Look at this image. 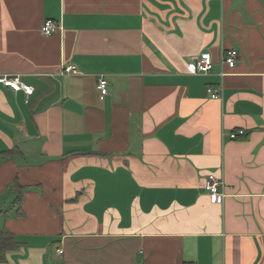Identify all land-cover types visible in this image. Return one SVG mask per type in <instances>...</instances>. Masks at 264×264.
I'll use <instances>...</instances> for the list:
<instances>
[{"label": "crops", "instance_id": "crops-1", "mask_svg": "<svg viewBox=\"0 0 264 264\" xmlns=\"http://www.w3.org/2000/svg\"><path fill=\"white\" fill-rule=\"evenodd\" d=\"M0 75V264H264V0H0Z\"/></svg>", "mask_w": 264, "mask_h": 264}, {"label": "built area", "instance_id": "built-area-1", "mask_svg": "<svg viewBox=\"0 0 264 264\" xmlns=\"http://www.w3.org/2000/svg\"><path fill=\"white\" fill-rule=\"evenodd\" d=\"M61 28L60 23L53 18H48L44 21L41 30L46 36L54 35ZM239 52L235 49L228 50L223 54L222 63L233 68L238 59ZM214 65L213 56L210 52L201 53L194 62L190 65L193 73H209ZM63 73H78L77 67L68 66L64 69ZM225 75V72L222 73ZM0 84L5 87H9L16 90H24L27 95L34 92V87L25 84L20 76L11 75H0ZM109 81L106 79L104 74L98 75V88L100 89L102 95H107L109 93ZM207 93L213 98L221 97V89H214L213 87L207 88ZM246 134L244 129L236 130L230 134L232 139L238 138L241 135ZM206 188L209 192L210 199L212 203L222 204L227 197L226 184L224 180L214 173H210L206 178ZM63 250H60L62 253ZM198 264V263H192Z\"/></svg>", "mask_w": 264, "mask_h": 264}, {"label": "trees", "instance_id": "trees-1", "mask_svg": "<svg viewBox=\"0 0 264 264\" xmlns=\"http://www.w3.org/2000/svg\"><path fill=\"white\" fill-rule=\"evenodd\" d=\"M20 244L14 234L8 231H0V262L6 260L9 250L19 247Z\"/></svg>", "mask_w": 264, "mask_h": 264}]
</instances>
